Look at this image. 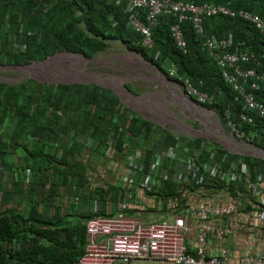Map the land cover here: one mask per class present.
Listing matches in <instances>:
<instances>
[{
	"label": "trees",
	"instance_id": "1",
	"mask_svg": "<svg viewBox=\"0 0 264 264\" xmlns=\"http://www.w3.org/2000/svg\"><path fill=\"white\" fill-rule=\"evenodd\" d=\"M182 1L195 4L230 2L232 8L241 7L264 16V0ZM173 20L171 15L160 16L152 30L154 46L148 49L141 45L139 34L127 27L122 7L108 1L0 0V64H28L56 51H71L93 57L112 41L119 40L158 66L165 60H171L178 74L188 77L195 86L202 80L203 86L199 88L213 99L209 106L217 111L221 120L225 121L224 111L228 108L237 126L253 135V141L264 148V136L255 134L257 127L264 125V119L255 112L256 107L254 111L247 110L256 126L238 121L239 113L244 110L242 103H246L245 97L239 98L225 81L215 59L202 47L189 22L182 25L186 51L176 46L169 29ZM204 23L208 33L222 36L230 32L234 41L250 45L259 63L247 64H251L258 73L264 71L263 34L239 18L211 16L205 18ZM247 89L255 100L264 103V86L254 89L248 85ZM118 103L115 95L94 84L57 82L45 85L34 78H27L18 84L0 81V166L9 163L10 156H15L17 162L19 151L21 158L18 165L13 163L11 166L24 172L31 169L30 185L33 182L35 185L48 184V194L55 199L61 196L62 188L69 187L72 191L77 180L73 177H80L78 183L84 181L75 161L74 141L68 147H61V154L54 146L64 138L61 134L66 129H73L74 132L79 129L98 142L108 138L112 131H121L118 133L122 135L125 124L121 128L111 125V115ZM132 119L143 123L136 114ZM12 121L15 123L11 131H4L6 124ZM206 154L203 151L200 156L205 157ZM231 159L235 160L237 156H231ZM244 160L249 164L251 179L258 170H264L263 160L250 156L244 157ZM226 168L227 165H224L222 169ZM204 185L213 194L218 187H222V182L213 179L210 184ZM160 189L163 197L178 196L172 192L171 176ZM29 233L32 238L28 243L26 237ZM0 237L10 243L18 240V245L7 249L0 245V264H74L83 253L86 240L85 226L82 224L70 227L60 217L52 222L37 209H31L25 216L12 208L0 214Z\"/></svg>",
	"mask_w": 264,
	"mask_h": 264
},
{
	"label": "built area",
	"instance_id": "2",
	"mask_svg": "<svg viewBox=\"0 0 264 264\" xmlns=\"http://www.w3.org/2000/svg\"><path fill=\"white\" fill-rule=\"evenodd\" d=\"M124 1L127 2L130 11L127 24L140 32L143 37V44L149 48L154 45L151 28L157 24L158 16L169 14L176 19L170 25L171 35L178 48L185 52L187 43L182 24L189 22L201 40L202 47L215 59L224 79L234 89L239 90L242 96H245L246 108L253 110L257 107L256 101L246 95L244 89L245 82L248 80L255 88L264 86V71L258 73L251 67V64L259 63L257 56L252 50L244 49L242 47L243 42L234 45L231 33L222 36L207 34L204 19L211 16L239 17L252 23L257 30L264 34V17L245 9H231L227 4H195L172 0ZM143 7L146 9L144 21L137 14V10ZM249 62L252 63L247 64ZM169 66L170 75H175V66L173 64ZM173 82L177 90L182 88L188 95L196 96L198 102H212L211 97L193 87L187 77L179 76V79ZM258 109L263 114L261 105L258 106ZM211 114L210 122L206 124L211 126L209 131L213 135L212 138L225 137L227 147L231 146L233 150L245 153L239 148V145L248 143L245 141L247 140L246 135L244 131L236 128L235 123L230 120V113L225 112L230 135H226L218 116ZM239 117L243 121L251 120L244 112L240 113ZM203 146H205L204 140L200 142V147L197 149L200 150ZM137 150L140 152L139 149ZM228 150H231L230 147ZM215 154L216 151H212L210 158L214 157ZM166 157L174 161L181 160L186 165L185 170L179 174L177 179V191L180 195L175 199L177 203L175 211H178V214L171 219L144 224L136 218V215L124 212L129 202L136 198L137 186L141 185L148 191L154 188L160 189L167 178V173L154 178L146 172H142L136 177L133 176L135 172L129 170L125 177L129 187L128 195L127 199L120 203V211L112 215H99L87 220L86 253L77 264H141L156 260L175 264H234L229 259V253L226 250L215 251L208 248V238L211 234L225 235L229 231L226 224L216 228L210 223V220L230 215L239 204L242 205V202L239 201L241 192L238 189V184L244 175H249L247 163L245 161H232L226 170H223L222 165L229 159V155L225 153L219 156L218 162L202 165L197 161L194 154H189V148L179 142L168 146ZM139 171H144V169L140 167ZM213 178L222 182L223 188L232 187L230 189L236 193L229 194L230 199L224 204L216 198L215 202L208 203L206 201L199 207L191 204L183 205L185 194L194 192L196 184H209ZM248 181L250 180H247L248 186L254 182ZM262 181L263 174L258 172L255 175V184ZM246 214L247 212L243 213V211L241 213L242 217ZM189 231L195 233L193 251L190 250L185 240ZM239 264H264V252L245 256L242 263Z\"/></svg>",
	"mask_w": 264,
	"mask_h": 264
},
{
	"label": "crops",
	"instance_id": "3",
	"mask_svg": "<svg viewBox=\"0 0 264 264\" xmlns=\"http://www.w3.org/2000/svg\"><path fill=\"white\" fill-rule=\"evenodd\" d=\"M205 30L207 34H214L208 33L206 26ZM113 42L114 45L118 43L123 44L119 40L112 41L110 46L101 52H105L111 47ZM244 49L250 50V45L246 43ZM159 82L165 90L170 93L173 92L171 87H175V85L172 80H160ZM65 83L94 84L107 89L115 95L119 99V103L115 107L116 111L111 115V125L121 128L122 124H125L123 125L124 131H122V135L119 134L120 131H118L119 133L116 131L109 132V139L106 137L104 141L98 142L92 136L83 133L81 130L78 131L79 129L75 132L73 129H66L61 134L64 138L60 142L58 141V145L54 147L61 154V147H68L74 141L72 146H74L76 153L75 161L78 164L79 172L84 176V181L83 183H78L80 177L78 175L73 177V179H77L76 186L73 187L74 189L70 191L69 187L62 188L61 196L56 199L48 194V184L40 183L35 185V182H33L35 186L30 185V177L32 176L31 169V172L29 171L27 174L26 170L24 172L20 168L14 169L11 166L13 163L18 165L19 159L21 158L19 151L18 154L20 156L17 162L15 156H10L8 158L9 163L0 166V214L12 208L26 216L31 209H37L45 218L50 219L52 222L57 221V217H60L65 220V225L70 227L84 225L86 218H83V216L85 215L87 216L93 213H98L97 215H111L118 211L120 201L125 197L129 188L125 181L126 173L129 170H133L135 172L133 176L138 177L142 173V171H139L140 167L144 168L145 172L154 178L166 173L168 176H171L172 192L175 194L176 180L179 174L185 170L186 165L181 161H173L167 158L166 151L168 146L178 139L191 141L188 135H186L187 130L182 128L180 121L174 117L168 118L165 121L173 129L165 127L160 121H156L157 119L150 116L148 109L152 108L154 112L157 110L158 113H156L161 122H164L162 118L165 115L160 111V108L155 102L149 103L146 99H130L124 93V89L131 93V96L134 98L139 97V95H137L138 91L134 92L137 89L129 82V84L125 83L124 87L119 88L112 87L108 82L104 83L100 81ZM175 101L178 102L177 100ZM176 107L181 108V105L176 103ZM87 110L89 111L91 109ZM135 114L141 117L144 124L137 121L134 122L132 118L135 117ZM104 117L105 114L103 115ZM145 122H148V124L145 125ZM14 123L12 121L6 124L4 131L10 132ZM108 124L109 122L104 127ZM177 124L183 131L178 130L180 127ZM173 138L174 140H172ZM116 139L117 143L115 144ZM125 140H127L126 144L129 148H123L121 146V143ZM134 149L143 150L142 155L134 153ZM238 187L242 190H248L247 184L242 180L239 182ZM161 190L154 188L148 191L141 185L137 186V203L131 204V207L126 210V213L136 215V218L144 224L173 218L178 214V211H175L177 207L176 200L171 196L163 197L159 193ZM218 192L221 202H226L230 199L229 194L231 192L228 188L219 189ZM207 193L206 187L198 186L194 192L189 195L187 194L185 201L188 205L191 204L199 207L200 203L209 199V196H206L208 195ZM248 199H255V197L249 194ZM251 219L256 220L253 217ZM252 220H248L249 226L242 229L240 228V218L237 214L224 219H211L210 223L216 228L221 227L227 221L230 226V232L226 235L211 234L208 238V248L215 251L229 250L228 257L231 262L239 264L241 256L250 253L247 242L250 232L254 231L255 236L252 241V252H264V219L260 220L257 224ZM194 236L195 233L189 231L185 237L187 244L191 248L194 246ZM4 247L6 248L7 245L4 244ZM165 264L175 263L166 262Z\"/></svg>",
	"mask_w": 264,
	"mask_h": 264
},
{
	"label": "clouds",
	"instance_id": "4",
	"mask_svg": "<svg viewBox=\"0 0 264 264\" xmlns=\"http://www.w3.org/2000/svg\"><path fill=\"white\" fill-rule=\"evenodd\" d=\"M100 1H104V2H106V1H108V2H111V3H113L114 5H117V6H120V7H122V10H123V13L125 14V16H126V25H127V27L129 28V29H131V30H133V31H135L136 33H138L139 34V36H140V38H141V40H140V43H141V45L143 46V47H145V48H148L149 49V47H147V46H145L144 44H143V37H142V35L140 34V32L139 31H137V30H135L134 28H131L128 24H127V22H128V15H129V13H130V11H129V9H128V5H127V2L126 1H124V0H122V1H120V2H117L116 0H100ZM172 1H182V0H172ZM183 2H186V1H183ZM191 3V2H190ZM230 2H227V3H219V4H227L231 9H234V10H237V9H245V8H241V7H239V8H232L231 6H230V4H229ZM145 8L143 7V8H141V9H139V10H137V14H138V16H139V18H141L143 21H144V12H145ZM245 10H248V9H245ZM248 11H251V10H248ZM251 12H254V11H251ZM254 13H257V12H254ZM257 14H259V13H257ZM162 15H169V14H162ZM162 15H159L158 16V21H159V18H160V16H162ZM260 16H262V17H264L263 15H261V14H259ZM172 16V15H171ZM173 17V16H172ZM221 17V16H220ZM223 17H231V16H223ZM174 18V17H173ZM232 18H239V17H232ZM240 20H243V19H241V18H239ZM176 19L174 18V20H173V22L175 21ZM243 21H245V22H247L249 25H251V26H253V28H255L254 27V25L252 24V23H250L249 21H246V20H243ZM172 22V23H173ZM158 23V22H157ZM171 23V24H172ZM185 23V22H184ZM170 24V25H171ZM157 25V24H156ZM155 25V26H156ZM183 25V24H182ZM154 26V27H155ZM154 27H152L151 28V35H152V30H153V28ZM169 29H170V26H169ZM256 29V28H255ZM257 30V29H256ZM259 33H261L259 30H257ZM170 32H171V30H170ZM184 34V33H183ZM232 34V33H231ZM261 34H263V33H261ZM264 35V34H263ZM233 36V35H232ZM154 40V39H153ZM233 40H234V38H233ZM114 41H116V40H114ZM120 42H122V41H120ZM175 42V41H174ZM234 42V45H236V44H238L239 42H243V41H233ZM123 43V42H122ZM111 44V43H110ZM124 44V43H123ZM176 44V43H175ZM246 45V43L245 42H243V45H242V47L244 48V46ZM110 46V45H109ZM124 46L127 48V49H129L131 52L133 51V52H135V53H137V54H140L145 60H147L149 63H147L146 62V64L147 65H149V66H151L152 68H153V70L156 72V75L158 74V79L159 80H161V81H169V80H172V81H174V80H177V79H179V76H181L180 74H178V72H177V68H176V66L174 65V63H172L171 62V60H165L166 62L165 63H163V64H161L160 66H158L155 62H153L152 60H148V58H146L144 55H142L139 51H137V50H135V49H130V48H128L127 46H126V44H124ZM154 46V45H153ZM177 46V45H176ZM178 47V46H177ZM251 50V49H250ZM102 51V50H101ZM101 51H98L97 53H99V52H101ZM65 52H67V53H71V54H80V53H76V52H71V51H56L55 53H53L52 55H49V56H47L46 58L47 59H49V58H51L52 56H55L56 54H58V53H65ZM96 53V54H97ZM95 54V55H96ZM61 55V54H60ZM80 55H82V54H80ZM83 56V55H82ZM85 57V56H84ZM94 57V56H93ZM46 58H44V59H42L43 61H45V60H47ZM85 58H89V59H92V57H85ZM42 60H34V61H32V62H30V63H28V64H8V65H11V66H19V67H21V66H30L29 64H34V63H40V62H36V61H42ZM42 61V62H43ZM170 64H173L174 66H175V69H176V73H175V75H170V73H169V70H170ZM217 64V63H216ZM3 65H5V64H0V66H3ZM7 65V64H6ZM252 67V66H251ZM219 68V67H218ZM253 68V67H252ZM220 69V68H219ZM256 71V70H255ZM220 72H221V74H222V71H221V69H220ZM160 74V75H159ZM223 76V75H222ZM182 77H184V76H182ZM29 78H34V79H36L37 81H39V82H42L41 81V79H38L37 77H34V76H31V77H29ZM188 78V77H187ZM224 78V77H223ZM189 79V78H188ZM190 80V79H189ZM254 79L252 78V81H253ZM226 81V80H225ZM200 82H201V84H200ZM227 83H229L228 81H226ZM250 82V83H249ZM42 83H44V82H42ZM60 83H62V82H60ZM190 83L192 84V86L193 87H195L198 91H200V92H205V91H203V90H201L199 87H201V86H203V81L202 80H200L199 81V83H198V86H195L191 81H190ZM246 84H245V92H246V95H248V96H250V97H252L253 99H254V95L251 93V92H248L247 90V88H248V85H250V87L251 88H254V89H256L255 87H253L252 85H251V81L250 80H248V82H245ZM249 83V84H248ZM45 85H50V84H52V83H44ZM229 85L231 86V84L229 83ZM231 88L234 90V91H236V93H237V95L239 96V98L240 97H242V95L240 94V92H239V90H237V89H234L232 86H231ZM171 89L173 90V95H174V100H177L179 103H181L185 108L187 107L188 109H189V113H188V115H190L191 117H193L195 120H196V122H197V124H196V126H187V125H184L182 128L183 129H185V130H187V132L189 131V132H191V133H194V134H197V136H195V137H190V136H188V138H190L191 139V141L189 142V140H187V141H185V140H182V139H178V140H176L173 144H170V145H175L177 142H179V143H181L182 145H184V146H187L188 148H189V154L191 153V154H194V156L196 157V159H197V161L200 163V164H202V165H204L205 163H216V162H218V160H220V158H219V156H221V155H223V154H228L229 155V159H228V161L226 162V163H224L223 165H222V168H223V166L224 165H227V167L229 166V163L230 162H232V161H236V162H238V161H245L244 160V157H246V156H250V157H252V159H260V160H263L264 161V148L263 147H261L258 143H255L254 141H253V139H252V136L253 135H251V134H247L246 133V131L245 130H243V129H240L238 126H237V124H236V122L235 121H233V119L231 118V113H230V110L227 108V109H225V111H224V122L221 120V118H220V116H219V114L217 113V111L214 109V108H212L211 106H209V104H212L213 103V99H212V102L211 103H208L207 101L206 102H204V103H200V102H198L197 100H196V96H194V95H188L186 92H185V90H182V88H181V90H177L175 87H171ZM205 93H207V92H205ZM247 93H249V94H247ZM209 96V95H208ZM189 99H188V98ZM243 97H245V96H243ZM245 101V100H244ZM254 101H256V104H257V107H256V114L260 117V118H263L264 119V103L263 102H258L257 100H255L254 99ZM246 102V101H245ZM243 104V107H244V110L243 111H241L240 113H242V112H244L245 114H247V116L251 119L250 121H243V120H241L240 119V113H239V115H238V121H240V122H246V123H250V124H252L253 126H256V122H254V120H253V117L251 116V115H249L248 114V112H247V108H246V106H245V104L246 103H242ZM262 106V111H263V114L262 113H260V111H259V109H258V106ZM255 110V108L252 110V111H254ZM226 111H228L230 114H229V117H230V120L233 122V123H235V125H236V128H238L240 131H244V133H245V138L247 139V140H245V141H247L248 143L247 144H252V145H254V147L256 148V151H255V153H251V154H248V153H241V152H238V151H236V150H233L232 148H231V146H229L230 147V149L231 150H228L229 149V147H227L228 146V144H226V140L225 141H223L222 139H219V140H217V141H215V140H213V138H212V136L210 135L211 134V132L209 131V129H211V126L210 125H208V124H206V123H208V122H210V119H209V117H210V113H212L211 115H217L218 116V118H219V120H220V122L222 123V126L224 127V131H225V133H226V135H230V128L227 126V121H228V119L226 118V116H225V112ZM121 132V131H120ZM255 134H257V135H259V136H264V125H262V126H259V127H257V129L255 130ZM219 137H221V136H219ZM110 138V135H109V137L107 138V139H109ZM223 138H225V137H223ZM226 139V138H225ZM205 141V146H203V148H201L200 150H198L197 149V147H200V142L201 141ZM127 142V140H125V141H123L122 143H121V146L123 147V148H129V146L128 145H124L125 143ZM117 143V139L115 140V144ZM226 145V146H223V145ZM109 149V148H108ZM135 151H137V152H135L134 151V153H139L140 155H142V151L143 150H140V152L137 150V149H134ZM203 151H205V152H207V154H206V156L205 157H202V156H200V154L203 152ZM212 151H216V154L214 155V157H212V158H210V154L212 153ZM181 152V151H180ZM181 154V156L182 157H184L183 156V154L182 153H180ZM234 155H236V156H238V155H242L243 156V159L242 160H239L238 158L237 159H231V156H234ZM174 161V160H173ZM178 161H181V160H178ZM246 162V161H245ZM247 163V162H246ZM247 166H248V173H249V164L247 163ZM144 169V168H143ZM264 170H258L256 173H255V175L258 173V172H263ZM142 172H145V169H144V171H142ZM26 173L28 174L29 173V171H27L26 170ZM147 173V172H146ZM127 174V173H126ZM263 174V173H262ZM244 176H245V178L246 179H244ZM243 176V178H242V181L243 182H245L246 184H247V180H250V181H248V182H251V181H254V182H252L251 183V185L250 186H248V184H247V187H248V190H242L241 188H239L238 187V189L240 190V199H239V201L240 202H242V205H238L233 211H232V213L230 214V215H227V216H223V217H221V219H224V218H229L230 216H232V215H235V214H237V216L240 218V228H242V229H245V228H247L248 226H249V224H248V220L250 221V220H252L251 218L253 217L254 219H256V220H252V221H254L256 224L260 221V220H262V219H264V174H263V181L262 182H260V183H257V184H255V176H254V178L253 179H251L250 178V173H249V175H244ZM249 178H248V177ZM168 179V174H167V178H166V180ZM178 179V178H177ZM214 180L216 179V178H213ZM166 180L164 181V183H163V185H162V187L165 185V183H166ZM207 184V183H206ZM210 184V183H209ZM198 186H203V187H205V185H204V183H202V184H196L195 185V189H196V187H198ZM223 188V186L222 187H218L217 188V190L215 191V192H213V194H211V193H209V192H211L212 190H208L207 188H206V190H208V195H206V196H209L208 198L209 199H207V200H204L202 203H204V202H206V201H208V203H213V202H215V199L217 198V199H219V201L221 202V200H220V197H219V192H218V190L219 189H222ZM229 191L231 192V195L234 193H236L234 190H232V189H230L229 188ZM176 193L178 194V196H176L175 195V197H172L173 199H176V198H178L179 197V195H180V193L177 191V180H176ZM188 195L190 194V193H187ZM187 194H185V197H184V199L186 200V198H187ZM252 195V196H254L255 197V199H248V195ZM127 195H128V192H127V194L125 195V197L120 201V203L121 202H123V201H125L126 199H127ZM136 198H137V195H136ZM136 198L135 199H133V201H130L129 202V205H128V207H126V209H124V212H126V210H128L130 207H131V204L133 205L134 203H137L136 201ZM202 203H200V204H202ZM221 203H226V202H221ZM187 204V202L185 201L184 203H183V205H186ZM250 206L249 208L247 207V206ZM120 206V205H119ZM120 211V208H118V211L117 212H115V213H118ZM242 211H243V213L244 212H247V214L246 215H244L243 217H242V215H241V213H242ZM253 211V212H252ZM114 214V213H113ZM112 215V214H111ZM130 215H132V214H130ZM254 215V216H253ZM261 215V216H260ZM95 216H99V215H94V216H90V217H88L87 219H85V224H84V226H85V237H86V240H85V244H84V251H83V253L77 258V260L74 262V264H77L78 263V261H79V259L86 253V246H87V228H86V222H87V220L88 219H90V218H92V217H95ZM224 224H226L227 225V227H228V229H229V231H228V233L230 232V226H229V223L227 222V221H225L224 223H223V225ZM222 225V226H223ZM221 226V227H222ZM227 233V234H228ZM226 235V234H225ZM252 236H253V239H252ZM254 236H255V234H254V231L253 232H250V236H249V238H248V242H247V246H248V249L250 250V253H248V254H244V255H242L241 256V258H240V262L242 263V260H243V258H245V256H249V255H254L255 253L257 254V253H263V252H255V253H253L252 252V249H253V243H252V241L254 240ZM31 238H32V234L31 233H29V235L26 237V241L29 243L30 241H31ZM15 240V239H14ZM43 242H45V243H47V240L46 239H43L42 240ZM0 243H1V245H2V248L3 249H7V248H9V247H11V246H16V245H18V240L16 239L15 241H12L11 243L10 242H6V241H3L2 240V238L0 237ZM4 244H6L7 245V247L5 248L4 247ZM189 248H190V250L191 251H193L192 249L193 248H191L190 246H189ZM228 253H229V250H227V249H225ZM239 262V263H240Z\"/></svg>",
	"mask_w": 264,
	"mask_h": 264
},
{
	"label": "rangeland",
	"instance_id": "5",
	"mask_svg": "<svg viewBox=\"0 0 264 264\" xmlns=\"http://www.w3.org/2000/svg\"><path fill=\"white\" fill-rule=\"evenodd\" d=\"M61 54V55H60ZM149 63L140 54L131 52L123 44L112 43L105 52L97 53L92 59L85 58L80 54L58 53L51 58L40 62L36 65L30 66H0V81L11 84H18L25 79L34 76L41 79L44 83L57 82H108L112 87H124V84L131 83L138 91L139 97L134 98L131 93L124 89V93L132 100H144L152 103L155 102L160 111L165 115L161 122L158 116V111L148 109L151 117L160 121L165 127L173 129V127L165 121L168 118L178 119L181 126H196V120L188 115L189 109L184 107L181 103L174 100V95L165 90L160 80L157 78L158 74L153 68L146 64ZM129 82V83H128ZM142 89V90H141ZM120 90V89H117ZM121 91V90H120ZM124 99V98H123ZM176 103L181 105V108L176 107ZM171 121V120H170ZM178 127H180L177 124ZM178 130L183 129L180 127ZM173 131V130H172ZM177 131V130H175ZM186 135L195 137L197 134L186 132ZM212 136V134H210ZM222 139L223 137L213 138V140ZM239 148L248 154L255 153L256 148L252 144L239 145ZM239 160L243 159L242 155H238ZM141 264H165L162 261H152Z\"/></svg>",
	"mask_w": 264,
	"mask_h": 264
},
{
	"label": "water",
	"instance_id": "6",
	"mask_svg": "<svg viewBox=\"0 0 264 264\" xmlns=\"http://www.w3.org/2000/svg\"><path fill=\"white\" fill-rule=\"evenodd\" d=\"M47 59V58H46ZM43 61V60H42ZM42 61H36V62H42ZM29 65H32V63L31 64H29Z\"/></svg>",
	"mask_w": 264,
	"mask_h": 264
},
{
	"label": "bare ground",
	"instance_id": "7",
	"mask_svg": "<svg viewBox=\"0 0 264 264\" xmlns=\"http://www.w3.org/2000/svg\"><path fill=\"white\" fill-rule=\"evenodd\" d=\"M34 65H36V64H34ZM160 75V74H159Z\"/></svg>",
	"mask_w": 264,
	"mask_h": 264
}]
</instances>
